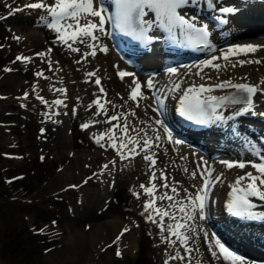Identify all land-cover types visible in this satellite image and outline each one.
Returning a JSON list of instances; mask_svg holds the SVG:
<instances>
[{"label": "bare ground", "instance_id": "obj_1", "mask_svg": "<svg viewBox=\"0 0 264 264\" xmlns=\"http://www.w3.org/2000/svg\"><path fill=\"white\" fill-rule=\"evenodd\" d=\"M3 1H5L6 4L10 3L12 7L14 5H21L23 3L36 0H22L18 3H11L10 1L12 0ZM199 1L203 2L204 0ZM221 1L238 4L240 5V9L237 14L231 15L232 21L227 27L226 35H224L222 40L213 38L211 40V44L216 49H226L228 46L235 44L264 45V0H212L211 3L213 5H211L210 8L214 9V5L217 6L219 4L218 2ZM187 9H189V7L184 6L179 11L184 13L183 11ZM40 14V10L25 9L24 11H17L14 15H9L0 19V23L7 22L8 25L14 29L16 36L21 37L19 41L16 40L17 43L21 45L17 52H21L23 56L35 57L37 52L46 51L48 48H52L50 58L53 61H59V67L62 69V71L54 75L52 72L47 70L48 65L46 63H42L39 57H35L31 63L17 61L14 64H6L9 68L14 69V71L3 72V74L0 75V93H2L3 97H5L4 99L0 100L6 101V104H9L8 94L14 91L16 94L14 96V103H26L27 106L24 110L19 108H6L4 113H1L0 115V121L2 123L5 122V126H9L8 124L10 123L6 121H9L13 113L26 112L41 104L40 101L35 98V95L32 94V85L37 83V80V91L39 94L44 93V98L49 102L56 99L57 97L63 98L62 94L54 93L53 91L49 90L50 84H54L57 88L65 87L67 89V99L65 101L67 108H59L58 111H60V115L52 116L51 119H46L44 113L48 111V109L42 104L40 109L44 113L40 116V120L44 121L45 123L50 121L52 124L57 125L58 128L62 127L65 129L64 148L67 152H71L70 159L66 164H62L60 171L56 172V176L51 178L50 182L45 185L46 188L44 187L39 189L34 195L39 196L45 192H53L56 194L64 193V185L68 182H71L67 180L68 178L77 175L81 171L82 176L89 172L90 176H92L93 172L100 171L101 165L108 163V161L112 160L113 158L117 160V163L114 167L110 165V168H112L111 173L106 171L101 178L92 179L98 180L102 185L101 189L104 200H106L104 192H108L107 188L110 186L111 181L114 179L113 181H115V184L117 185L119 182L118 180L121 177L127 178L129 180L128 185L131 188L135 187L136 191H141L139 189V185L141 183H148V177L145 175V173L148 172V168L147 165L142 161L141 157H136L132 160L121 161L118 157H116L114 150L111 148L105 151L104 149H101L99 146H97L90 134L93 132L99 133L101 130L105 131V129L109 127L108 124H96L94 127H90L87 130H82L80 127L81 123L92 119L91 112L86 111L85 106L94 99L92 93L97 91L96 85L93 83L84 82L85 72L99 69L97 75L102 78L101 85L107 92V99L112 100L116 104H123V101L119 98V96H117V94L119 93L125 99H127L129 94V85L131 84L133 77H125V79L121 81L117 75V70L128 65H125V63L121 61L117 53L110 46L109 39L106 36L102 37V43L109 49L107 54L98 52L95 58L89 57L88 63L82 65L75 64L74 59L79 58L77 54L69 52L67 48L62 46L59 42L53 43V41L56 40L55 32L52 36V39H49L48 36L50 32H46L44 25L38 23ZM22 23L31 25L30 30H20ZM40 44H42L41 47L39 46ZM36 46H38V48H36ZM59 49H61V51H59ZM62 51L64 53H62ZM213 54H218V52L213 53L210 49H204L193 60L188 58V60L182 65L177 63L175 68H177L178 71L175 75L170 74L167 71L169 64L171 63L166 64L165 68H160L161 66L159 64L156 74H141L138 72L134 73L135 78L142 81V85H144V83L149 78L153 79L156 89L149 90L146 87H142L144 96L148 98L140 101V107L136 108V118L133 119V117L129 116V120H133V122L137 124L141 120L146 121L149 124L154 123V118H156L158 114L152 111V107H156V104H154L152 101V92H155L157 89L160 90V92H164L165 89H170L173 81L181 83V88H183L184 85L191 84L195 81H203L204 83H218L229 78L232 79L233 83L248 82L250 85H258L259 81L264 78V64L253 63L245 64L243 67H229L227 70L219 73L212 69H204V72H202L201 75L205 76V79H201L200 76L192 74L197 69H192V72H189L185 67L186 65L199 64L200 61L209 59ZM153 55H156L158 59L165 56V54L161 55L157 52H154ZM247 58H264V50L258 51L255 54H249V57H238V59ZM218 62L223 63L222 61ZM152 63L158 64L157 60L153 61ZM53 67L55 68L56 65L53 64ZM40 69H44L45 75L51 77V80L35 77L34 73ZM29 70L30 76H28L26 73ZM206 75H210L213 78L208 80ZM29 77H32L31 80ZM60 77L63 78V84L59 83ZM244 77H247V79H243ZM73 81H75V83H73ZM260 87L264 88V85H260ZM224 90L226 89L216 90V92H223ZM25 91L29 92V98L27 100H18L17 97H22ZM177 93L178 92L167 91L166 98L163 100L164 106L161 111L166 119L170 118L171 116L172 102L175 99ZM77 97H80L79 102L76 99ZM253 99L254 108L252 112L248 115L228 121V126L225 127V129L222 127L211 128L204 133H198L196 137L195 134L187 133L188 137H193L196 139V142L198 141L199 144H201L200 147L202 146L210 150V152L216 151V155H205L202 149H199L193 146L191 143L185 141L179 145L170 144L167 139H164L161 142L163 148L168 150L167 154L165 155L162 149L158 150L160 154L157 160L156 168L167 169L166 174L169 176L170 182L172 178H174L175 181L180 182L178 187L181 196L184 195V188H187L190 192H195L196 189L193 188V185L198 186L201 183L199 178L193 179L190 175L192 171L196 170L197 164H203L204 161L207 162V165L211 163L213 176H219L221 173H223L221 176V181H213V186L209 190V199L207 201L206 208L207 219L205 221H196V223L193 224V227H196V233L199 234V238L193 239L189 241V243L193 248L198 247L199 251H194L192 253V264H196L197 261H200V264H229V262L223 261L222 257L219 259L213 258L211 253L208 251V245L203 239V232L207 231L210 236H215L218 238L216 233H213L210 230L211 226H213L221 236L233 239L239 250H241L243 247L237 242V238L241 235H258L264 238V223L257 226L236 222L231 218L224 216V214L221 213V208L219 206V196L224 194L228 185L233 183L238 175H242L247 171H254L250 166L245 169L234 167L229 170L220 163L221 160H242L241 157L250 160L249 158L253 157L250 153V145L253 144L254 140L246 138L244 139V137L246 136L245 133H249L251 131H256V133L260 134L264 133L262 132L264 131V91L258 92ZM77 104H79L78 112L77 115L73 117L71 110L73 106ZM149 105H151V107H149ZM106 107L109 109L108 114H114L111 104L106 105ZM134 107L135 105L132 102H129L126 108L116 109L115 111H126L127 108ZM65 111L69 113L67 116L62 114ZM92 111H95V107L92 109ZM221 111H223L225 115H231L233 109L226 108L221 109ZM159 118L162 119L161 116H159ZM96 119L103 120L105 117L101 115L100 117H96ZM53 120L61 121V123H53ZM122 122L123 118H121V123ZM233 124L236 125L235 129H232ZM139 126L144 127L145 125ZM41 127L44 126L41 125ZM75 131H81L83 138L80 140L77 139V137H75L77 132ZM235 131L239 132V136L234 134ZM149 134L151 135L152 133L149 132ZM161 135H164L162 131ZM172 135L176 139L179 137L173 132ZM117 136H119V130H117ZM10 137L11 134L5 135L7 140H9ZM243 144L249 148L246 151V153L249 154L248 156H243ZM58 153L57 155H59ZM89 157L90 160H88ZM181 157H185V159H181ZM82 158L85 159L84 161H89V163L92 164L90 169L84 167L85 164L82 167L80 166V160ZM173 161L175 163H173ZM184 168H187L188 172H184ZM82 176L80 178H82ZM157 176H159V172H157ZM90 181L91 180H89L87 184H84L83 182L79 183L78 185L81 186L78 189H86ZM156 183L160 184L161 181L157 180ZM114 188L115 187H112V190L118 194L117 197L119 199L120 192H117V190ZM121 198L123 200V203L121 204L123 207H120L119 212L117 211V213H114V216L108 220L114 223L113 226H115L116 223V225H118L115 226L117 229H119L121 226H127L130 229V231L125 233V235L121 238L119 245H116V247L121 246L123 250L119 257L122 256L124 258V256H126L128 259L135 258L134 261L136 263L144 259V264H151V259L144 258L142 255L137 257L138 254L136 255V245H140L141 243L148 248L150 247L151 250L153 249L158 251V258L156 259L157 263L165 264V260L167 259L166 252L168 254H174L175 249L168 247L164 242H162L157 226L147 222L145 217L140 215V212L142 211L143 198L141 200H137L130 191L125 190L123 191ZM126 198H129L131 202H127ZM158 203L160 202L158 201ZM260 205H262V201ZM122 210H125L126 212H121ZM103 223V221H97L88 232H86V230H84L82 227L69 230V234L63 238L65 239L62 242L63 245L56 248L47 255L48 261L53 264H106L101 260L99 261L97 257L98 253H100L99 251L102 248L105 250L109 248L107 247L108 244L105 243L107 240L101 239L104 236L102 233V229L104 228ZM197 224L199 225L198 227ZM140 225L142 226L139 229ZM57 226L59 225H56V227ZM147 226H152L154 228H151V230H153L152 233H154L156 236L158 245L156 247L153 246L149 241V239H151L150 232H147L145 229H143V227ZM141 229H143L142 232ZM137 232H140V234ZM115 233L112 237V242L117 237ZM165 235H167V233H165ZM192 235L195 236L196 234L194 233ZM137 242H139V244H137ZM212 243L214 244V241H212ZM99 245L100 248H97ZM246 248L249 250L250 255H238L244 258L245 264H258V262H255L251 256H253L256 252H260L261 250L248 244H246ZM181 251L183 250L181 249ZM118 260L119 258L116 262L120 261ZM125 264H131V261L128 260L125 262ZM170 264H182V262L171 261Z\"/></svg>", "mask_w": 264, "mask_h": 264}, {"label": "snow or ice", "instance_id": "obj_2", "mask_svg": "<svg viewBox=\"0 0 264 264\" xmlns=\"http://www.w3.org/2000/svg\"><path fill=\"white\" fill-rule=\"evenodd\" d=\"M197 0H114L116 5L115 17L105 15L107 9L104 7L103 0H36V2L26 3L23 7L12 9L11 5H6L10 8V15H14L17 11L25 9L40 10L38 23L43 24L47 29L56 33V40L53 43L59 42L65 46L71 53L77 54L79 58L74 59V63L82 65L89 62V57L95 58L97 53L107 54L109 49L102 43V37L108 35L106 24L109 20H115V26L126 35L137 41H141L146 46L152 41L153 36L149 35V31L153 28H158L168 33L169 39L174 43L190 46L192 43L210 49L213 54L209 59L199 62V64L186 65L189 72L192 69H197L193 75L200 76L205 79L201 73L204 69H212L217 73L227 70V68L243 67L245 64H264V58H247L238 59L240 56L249 57V54H255L258 51L264 50V45L253 44H235L230 45L226 49H216L209 42L208 25L197 27L195 17L191 20L185 18L179 11L188 4H195ZM212 0H209L211 3ZM220 12L225 14H237V8H220ZM150 13L155 14V22L147 19ZM3 17H0L2 19ZM219 22L228 23V20L223 17H217ZM179 30L182 40H178L176 32ZM13 39L19 41L20 36H14ZM82 46V47H81ZM3 47V45H0ZM52 48L46 51L37 52L35 57H39L42 63L48 65V71L54 75L62 69L59 67V61H53L50 58ZM35 57H27L17 55L12 63L21 61L23 63L33 62ZM218 61H222L220 63ZM53 64L56 67H53ZM4 72L14 71V69L5 67ZM99 69L85 72V83H93L97 86V91L93 92L94 99L85 106L86 111L91 112L92 119L81 123L82 130H87L94 127L96 124L105 123L109 127L103 132L91 133V138L94 143L101 149L107 151L109 148L114 150L116 157L119 160H132L136 157H141L142 161L147 165L148 172L145 175L148 177V183H141L136 191L135 187L130 188L131 194L137 199L143 198L142 211L140 215L145 217L147 222L155 224L159 229L161 241L168 247L175 249L174 254L166 252L167 259L165 264H170L171 261H181L182 264H192V253L198 252L199 248H193L189 241L198 239L199 234L196 233V227L193 224L196 221H205L207 219V201L209 199V190L213 186V181L220 182L221 173L219 176H213V169L204 161L203 164H197L196 170L191 172L193 179L199 178L201 183L193 185L195 192H190L184 188V195H180L179 181L174 178L169 179L166 174L167 169H157L156 164L159 158L160 149L167 154V149L163 148L162 140L167 139L170 144L179 145L183 141L173 137L172 132L164 124V121L159 118L163 115V100L166 98L167 91L181 92L178 97L180 107L179 114L190 122L197 125H216L217 123L227 124L228 121L235 117H242L245 113L250 114L254 108V96L264 88V78L259 81V84L248 83H233L232 79H226L212 85H191L186 89L181 88V83L172 82L170 89H165L164 92L156 90L153 92L156 107H152V111L158 115L154 118V123L149 124L146 121L134 123L129 120V116L136 118V108L140 107V101L148 97L144 96L142 87L149 90L156 89L153 79L149 78L144 85L135 78V74L123 70H118L117 75L121 81L125 77H133L129 85V94L125 99L119 93L117 96L123 101V104H116L112 100L107 99V92L101 85V77L97 75ZM168 73L175 75L178 71L175 67H169ZM37 78L51 80V77L45 75V70L40 69L34 73ZM208 80L213 77L206 75ZM243 79H247L244 77ZM59 83L63 84V78H59ZM75 83V81H73ZM37 83L32 85V94L45 105L48 109L44 113L46 119H51L52 116L60 115L59 108H67V89L65 87H55L54 84L49 85V90L54 93L62 94L63 98L57 97L49 102L37 91ZM214 89H235L232 95H212ZM159 93V94H158ZM103 94V95H101ZM29 92L25 91L22 97H17L18 100H27ZM5 97H0L4 99ZM80 101V97L76 98ZM132 102L135 107L127 108L126 111H115L123 109ZM111 104L114 114L108 115L109 109L106 105ZM21 107H26V104H21ZM79 104L74 105L71 114L73 117L77 115ZM95 107V111L92 109ZM151 107V105H149ZM233 109L231 115H225L221 109ZM68 115L67 111L62 113ZM103 115L105 119L100 120L96 117ZM121 118L123 122L121 123ZM115 121L116 123H113ZM53 123H61V121L53 120ZM139 125H145L140 127ZM119 130V136H117ZM161 131L164 135H161ZM44 129H41L43 134ZM149 132L152 134L150 135ZM235 135L239 136V132L235 131ZM251 155L258 157L259 161L255 160H221L227 169L231 170L236 167L245 169L251 167L254 171L244 172L238 175L231 187V200L228 208L231 214L242 219H256L258 216L264 219V214L254 212L256 205L251 198H257L259 201H264V153L254 144L250 145ZM44 157H41L43 159ZM185 159V157H181ZM117 163L113 158L100 166L99 172H93L92 176L87 177L83 183L87 184L93 178H101L105 172L111 173L112 168ZM173 163H175L173 161ZM188 172L187 168L183 169ZM159 172V176H157ZM161 183L158 185L156 181ZM11 183V181H8ZM81 185H69V188H79ZM114 187V181L110 184ZM157 201L160 203L158 204ZM55 223V222H53ZM199 225L197 224V227ZM43 232V229H40ZM130 229L125 226L112 242L114 245H119L121 238ZM167 233V235H165ZM196 234L193 236L192 234ZM203 239L208 245V251L213 258L219 259L229 264H245L244 258L230 250L220 239L215 236H210L207 231L203 232ZM214 241V244L212 243ZM107 247H112L108 245ZM181 249L183 251H181ZM103 250V249H102ZM218 250V251H217ZM116 255L120 256L119 249ZM196 264H200L197 261Z\"/></svg>", "mask_w": 264, "mask_h": 264}, {"label": "rangeland", "instance_id": "obj_3", "mask_svg": "<svg viewBox=\"0 0 264 264\" xmlns=\"http://www.w3.org/2000/svg\"><path fill=\"white\" fill-rule=\"evenodd\" d=\"M20 1L22 0L10 2ZM6 5L10 3L6 4L5 1L0 0V14L9 8ZM30 27L31 25L22 23L20 30H30ZM44 28L46 32H50L48 37L51 40L54 32L45 26ZM14 36H16L14 29L7 22L0 23V45H3L0 47V75L3 74L5 65L15 60L16 52L21 47L13 39ZM39 46L41 47L42 44ZM26 73L30 76V70ZM31 78L29 77L30 80ZM15 95L14 91L8 94L9 104L0 100V115L6 108L26 109L21 107V104L14 103ZM40 107L42 104L26 112L13 113L9 121H6L10 123L9 126H5L6 123L0 121V264H53L48 261L47 255L63 245L62 242L65 240L63 238L69 234V230L82 227L88 232L97 221L104 222L102 229L104 236L101 239L107 240L105 243H108L117 230L115 226H118L116 223L113 226L114 223L108 220L114 216V213L119 212L120 207H123L121 205L123 191H130L131 188L128 185L129 180L121 177L117 185L114 181V189L120 192L119 199L118 194L108 186V192H104L106 198L104 200L102 185L95 179L91 180L84 190L69 188L66 183L64 193L45 192L39 196L34 195L39 189L46 188L45 185L56 176L62 164L69 161L71 154L64 148L65 129L58 128L50 121L45 123L40 120V116L44 113ZM42 128L43 134H41ZM6 134H11L12 138L7 140ZM75 137L79 140L83 138L82 132L78 131ZM84 160L83 158L80 160V166L85 164L84 167L90 169L92 164ZM81 176L82 171L67 180L76 182ZM126 201L131 202L129 198H126ZM147 227L143 229L150 232L149 241L153 246H158L156 236L151 230L154 228ZM40 229L44 231L41 232ZM111 245L112 247L107 250L102 248L103 250L99 251L97 255L99 261L106 264H125L130 260L131 264H144V259L136 263L135 258L128 259L124 256V259L122 256H117L115 249L118 246L112 243ZM97 248H100V245ZM135 249L137 257L142 255L151 259V264H158L156 261L158 251L151 250L141 243L136 245ZM122 251L121 249V254ZM118 258L120 261L116 262Z\"/></svg>", "mask_w": 264, "mask_h": 264}]
</instances>
